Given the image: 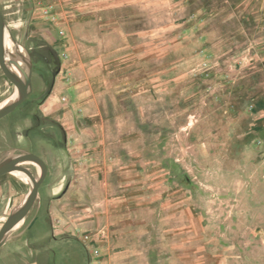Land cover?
<instances>
[{"label":"rangeland","instance_id":"obj_1","mask_svg":"<svg viewBox=\"0 0 264 264\" xmlns=\"http://www.w3.org/2000/svg\"><path fill=\"white\" fill-rule=\"evenodd\" d=\"M28 1L0 145L67 164L78 260L264 264V0Z\"/></svg>","mask_w":264,"mask_h":264},{"label":"crops","instance_id":"obj_2","mask_svg":"<svg viewBox=\"0 0 264 264\" xmlns=\"http://www.w3.org/2000/svg\"><path fill=\"white\" fill-rule=\"evenodd\" d=\"M28 2L0 0L4 18L20 13L22 5L26 7ZM25 34H28L27 30ZM4 152L0 145V165L6 162ZM46 165L47 175L38 189L35 203L0 240V264H83L78 260L82 244L69 234L70 225L65 217L69 186L67 164L64 163V171L63 162L55 167ZM29 171L24 170L23 174H28L31 180L15 170L0 176V232L5 223L27 204L34 180L41 178L43 173L42 168Z\"/></svg>","mask_w":264,"mask_h":264},{"label":"water","instance_id":"obj_3","mask_svg":"<svg viewBox=\"0 0 264 264\" xmlns=\"http://www.w3.org/2000/svg\"><path fill=\"white\" fill-rule=\"evenodd\" d=\"M4 22H5V19H4L2 7L0 4V66H1L2 70L4 71V73L21 90L22 96L18 100H15L13 103H11L6 108L0 109V119L5 117L6 115L10 114L12 111H14L22 102L25 101V99L28 97V94H29V86L26 83H23L19 79L15 78L12 75V73L10 72V70L8 69L5 54H4L5 53L4 52V45H3ZM30 158L36 159L41 164V167L43 170L42 176L38 180L37 179L34 180V187L32 189L30 196H29V200H28L27 204L22 208V210H20V212H18L14 216H12L3 226V228L0 232V240L2 239V237L4 236V233L6 232V230L10 226L15 225L19 220H21L29 212V210L31 209V207L33 206V204L36 201V198L38 195V189H39L40 185L42 184V182L44 181V179L47 175L48 169H47L46 163L37 155H32ZM17 164H18V161L14 162V161L8 160L4 164L0 165V176L14 170L15 167H20V166H17ZM21 169L26 170L24 168H21Z\"/></svg>","mask_w":264,"mask_h":264},{"label":"bare ground","instance_id":"obj_4","mask_svg":"<svg viewBox=\"0 0 264 264\" xmlns=\"http://www.w3.org/2000/svg\"><path fill=\"white\" fill-rule=\"evenodd\" d=\"M5 39L3 40V42L6 44V45H8V43H9V37H4ZM4 52H8L7 50H4ZM5 54V53H4ZM9 56H11V54L9 55ZM5 58H6V56H5ZM8 66V65H7ZM8 69L9 70H11V67H9L8 66ZM17 79H19L21 82H23V83H26L28 86H30L29 85V83L28 82H26V79H25V75H23V77H20L19 75H18V77H17ZM15 100L14 99H9L1 108H3V107H5V106H7V104L9 105L10 103H12V102H14ZM14 170L17 172V174H22L23 176H25V177H27V178H29V176H28V174L27 175H25V174H23L24 173V170L23 169H21L20 167H15L14 168ZM31 178V177H30ZM20 221V220H19Z\"/></svg>","mask_w":264,"mask_h":264}]
</instances>
